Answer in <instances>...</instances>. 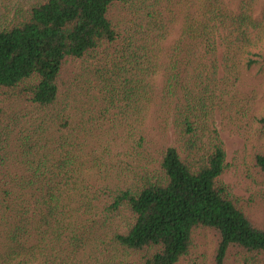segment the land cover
Listing matches in <instances>:
<instances>
[{
    "label": "trees",
    "instance_id": "1",
    "mask_svg": "<svg viewBox=\"0 0 264 264\" xmlns=\"http://www.w3.org/2000/svg\"><path fill=\"white\" fill-rule=\"evenodd\" d=\"M180 13L168 43L161 0H0V264H182L199 229L215 264H264L214 127L260 23L218 0Z\"/></svg>",
    "mask_w": 264,
    "mask_h": 264
},
{
    "label": "rangeland",
    "instance_id": "2",
    "mask_svg": "<svg viewBox=\"0 0 264 264\" xmlns=\"http://www.w3.org/2000/svg\"><path fill=\"white\" fill-rule=\"evenodd\" d=\"M219 4L235 15L248 12L260 25L253 30L254 44L239 54L235 64L237 80L230 82L222 91V99L214 116V127L218 131L227 155L229 167L222 177L234 196L245 203L253 223L264 229V174L254 163L257 153L264 154V138L259 123L264 118V0H218ZM210 0H161L165 9L178 11L171 29L169 42L177 40L183 24L181 11L195 9ZM180 9V10H179ZM250 65V66H249ZM65 78L74 81L79 74V63L66 66ZM224 71L221 69V76ZM27 128L23 131L30 129ZM32 128H34L32 126ZM20 130V129H19ZM169 138V144H173ZM3 171V169L1 170ZM14 172V170H13ZM219 238L212 230L199 229L194 234V248L182 264H215L214 256ZM238 250H231L225 264H243ZM109 252H106L108 254ZM130 264H144V256L126 254Z\"/></svg>",
    "mask_w": 264,
    "mask_h": 264
}]
</instances>
